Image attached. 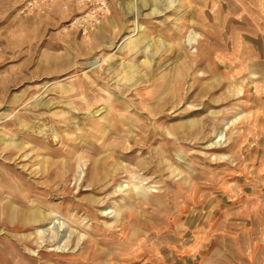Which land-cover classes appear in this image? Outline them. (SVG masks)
Here are the masks:
<instances>
[{"label": "rangeland", "instance_id": "obj_1", "mask_svg": "<svg viewBox=\"0 0 264 264\" xmlns=\"http://www.w3.org/2000/svg\"><path fill=\"white\" fill-rule=\"evenodd\" d=\"M28 2L0 0V264H264V0Z\"/></svg>", "mask_w": 264, "mask_h": 264}, {"label": "built area", "instance_id": "obj_2", "mask_svg": "<svg viewBox=\"0 0 264 264\" xmlns=\"http://www.w3.org/2000/svg\"><path fill=\"white\" fill-rule=\"evenodd\" d=\"M47 0H29L27 3V7L30 10H34V8L41 7L42 2H45Z\"/></svg>", "mask_w": 264, "mask_h": 264}, {"label": "bare ground", "instance_id": "obj_3", "mask_svg": "<svg viewBox=\"0 0 264 264\" xmlns=\"http://www.w3.org/2000/svg\"><path fill=\"white\" fill-rule=\"evenodd\" d=\"M191 33V32H190ZM189 33V34H190ZM196 34V33H195ZM194 36V35H193ZM193 36H189V38L187 39L188 40V44H191L192 43V41H194L195 40V38L193 37ZM197 37V36H196ZM141 41V40H140ZM134 44V43H133ZM132 69V68H131Z\"/></svg>", "mask_w": 264, "mask_h": 264}]
</instances>
